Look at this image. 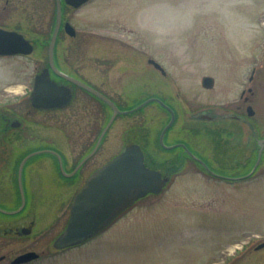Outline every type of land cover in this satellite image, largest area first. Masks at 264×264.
<instances>
[{"label": "flooded vegetation", "instance_id": "obj_1", "mask_svg": "<svg viewBox=\"0 0 264 264\" xmlns=\"http://www.w3.org/2000/svg\"><path fill=\"white\" fill-rule=\"evenodd\" d=\"M30 1L0 0V31L4 43L14 42L11 33H17L32 46L28 53H0V62L14 66L9 58H37L32 70L27 61L26 68L9 67L4 73L6 76L0 77V96L6 100L0 101V215L20 218L18 221H0V234L21 237L32 233L35 219L28 225L21 222L30 202L67 200L71 195L67 226L72 203L92 175L132 145L141 147L147 167L162 172L166 178L163 190L176 170L192 164L229 182L247 179L251 170L261 166L264 142L260 144V141L264 134L257 132V125L250 118L256 112L253 87L242 89L241 102H233L226 112H207L208 117H203L202 112L194 113L192 117L188 93L182 98L179 91L175 92L177 88L188 92L192 86L189 77L192 69L189 64L184 65L188 53L196 63L197 57L202 59L201 53H193L190 41L188 52L162 48L157 40L151 51H144L115 35L109 22L104 37L107 46L103 50L104 65L90 67L87 74L79 73L78 64L67 59L74 55V50L66 43L67 38L79 36L70 14L88 7L95 0H84L80 5L68 0H44L46 8L52 4L51 18L45 20L48 23L42 21L41 28L34 29ZM141 3L108 1L110 9H118L120 16H126V11L134 12ZM59 6L61 21L53 49L55 70L50 63V46L58 23ZM120 16L114 31L125 28L123 15ZM127 18L129 22L133 21L132 16ZM133 24L136 26L132 22V30H136L137 26L135 28ZM182 54L187 58L184 59ZM68 65L75 66L76 70H69ZM45 69L52 81L71 89L72 97L67 104L49 108L33 103L36 78ZM256 69L252 70L250 82L254 81ZM75 80L109 99L118 107V112L103 97ZM23 86L22 95L15 96L20 93L17 88ZM214 88L215 85L211 89ZM74 104L73 112H70ZM192 119L198 126L194 128L199 131L192 132ZM55 122L56 127H51ZM204 122L210 126L204 128L201 125ZM115 140H120L123 148L106 159ZM235 167L246 171L238 175L220 171ZM160 193L149 192L135 200L105 228L140 200ZM25 228L29 231L25 232ZM1 257L0 261L6 259V255Z\"/></svg>", "mask_w": 264, "mask_h": 264}, {"label": "rangeland", "instance_id": "obj_2", "mask_svg": "<svg viewBox=\"0 0 264 264\" xmlns=\"http://www.w3.org/2000/svg\"><path fill=\"white\" fill-rule=\"evenodd\" d=\"M108 1L95 0L70 14L79 36L67 38L74 50L67 59L78 64L79 73L104 65V37L109 22L115 29L120 16L118 9H110ZM131 1L142 3L132 13L122 10L125 28L113 29L124 42L151 51L157 40L162 48L188 52L190 41L193 53H201L197 63L188 53L184 64L192 69L191 88L175 91L182 98L188 93L191 116L206 110L226 112L233 102L242 101V89L251 86L256 112L250 118L257 132L264 134V0ZM30 2L32 28H41L42 21L51 18L52 4L46 8L44 0ZM128 15L133 21L127 20ZM132 22L136 30H132ZM9 59L16 70L26 68L27 61L31 70L37 64V58ZM14 66L0 62V77ZM254 67L255 78L250 82ZM75 68L68 65L69 70ZM204 75L216 79L214 89L202 86ZM24 89L17 88L21 94L15 96L22 95ZM194 123L192 119V132L199 131ZM201 125L210 126L205 122ZM122 145L120 140L113 141L106 159L116 155ZM220 171L238 175L246 169ZM70 205L71 195L67 200L30 202L21 222L28 225L35 219L33 231L21 237L0 234V256L6 255L0 264H12L16 256L27 251L39 253V258L25 264H264V248H257L264 241V160L249 178L233 182L194 164L180 168L162 193L140 200L97 236L77 246L56 248L54 241L65 229ZM18 219L0 215V221Z\"/></svg>", "mask_w": 264, "mask_h": 264}, {"label": "water", "instance_id": "obj_3", "mask_svg": "<svg viewBox=\"0 0 264 264\" xmlns=\"http://www.w3.org/2000/svg\"><path fill=\"white\" fill-rule=\"evenodd\" d=\"M74 5H80L84 0H68ZM61 21V8H58V23L51 41L50 63L56 70L53 58V49ZM69 25V24H68ZM67 25V28L69 29ZM70 30V29H69ZM73 33L72 30H70ZM14 42L5 44L0 31V53L30 52L32 46L17 33H11ZM77 83L95 92L109 102L115 112L118 107L109 99L104 97L92 87L75 80ZM213 76L206 75L202 79V84L206 88L214 86ZM72 97L71 89L58 85L52 81L45 69L36 78L35 88L32 94L33 103L40 107H60L67 104ZM206 110L201 113L203 117ZM251 115L253 111L249 112ZM116 114V113H115ZM200 115V114H198ZM197 115V116H198ZM199 117V116H198ZM264 139L260 141L263 144ZM254 168L248 175L254 173ZM166 185V178L161 171L151 169L145 165L144 155L139 145H132L123 153L115 156L107 165L97 170L82 190L74 199L71 217L67 227L60 233L54 241L56 248H64L80 244L95 236L105 229L112 220L126 208L131 206L135 200L145 196L149 192L159 193ZM25 232L29 229L25 228ZM264 247V242L258 248ZM39 254L29 251L18 255L12 260V264H22L37 258ZM2 257H0V260Z\"/></svg>", "mask_w": 264, "mask_h": 264}]
</instances>
